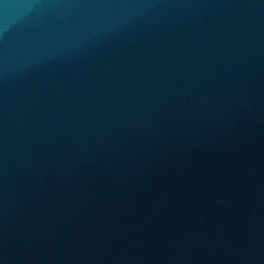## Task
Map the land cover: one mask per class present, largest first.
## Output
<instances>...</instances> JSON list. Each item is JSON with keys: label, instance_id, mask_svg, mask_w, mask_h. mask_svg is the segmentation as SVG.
<instances>
[{"label": "water", "instance_id": "95a60500", "mask_svg": "<svg viewBox=\"0 0 264 264\" xmlns=\"http://www.w3.org/2000/svg\"><path fill=\"white\" fill-rule=\"evenodd\" d=\"M0 264H264V0H0Z\"/></svg>", "mask_w": 264, "mask_h": 264}]
</instances>
